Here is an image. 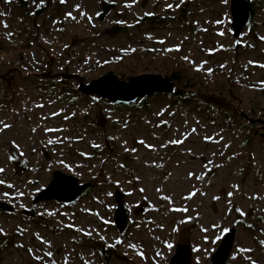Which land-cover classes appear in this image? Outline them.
Wrapping results in <instances>:
<instances>
[{"label": "rangeland", "instance_id": "rangeland-1", "mask_svg": "<svg viewBox=\"0 0 264 264\" xmlns=\"http://www.w3.org/2000/svg\"><path fill=\"white\" fill-rule=\"evenodd\" d=\"M231 1L0 0V85L3 75L23 85L48 73L73 86L29 85L12 102L0 89V201L14 207L0 210V264H170L179 243L191 245L192 264H212L231 227L227 264H264V142L195 100L208 94L243 112L242 123H264V0L239 38ZM175 70L184 75L175 86L190 82L183 103L163 94L119 108L74 90L107 73ZM55 170L90 183L88 193L35 204Z\"/></svg>", "mask_w": 264, "mask_h": 264}, {"label": "water", "instance_id": "water-1", "mask_svg": "<svg viewBox=\"0 0 264 264\" xmlns=\"http://www.w3.org/2000/svg\"><path fill=\"white\" fill-rule=\"evenodd\" d=\"M232 22L235 38H239L243 30L251 22V5L248 0L231 1ZM175 83L172 79L159 74L144 73L128 80L120 79L115 73H107L90 82L81 81L78 90L88 96L99 95L101 98L119 105H132L141 98L156 93H172ZM90 183H81L78 177L61 170L53 172V178L46 188L34 198V203L57 201L64 205L73 204L90 187ZM117 208L114 215L115 225L123 232L128 225L129 214L125 205L123 193H115ZM14 207L0 201V210L11 212ZM237 229L231 227L223 237L220 245L212 256V264H227L232 254ZM192 247L190 244L179 243L170 264H192Z\"/></svg>", "mask_w": 264, "mask_h": 264}, {"label": "trees", "instance_id": "trees-1", "mask_svg": "<svg viewBox=\"0 0 264 264\" xmlns=\"http://www.w3.org/2000/svg\"><path fill=\"white\" fill-rule=\"evenodd\" d=\"M248 1L250 2V5H251L252 18H254L255 17V12H254V7H253V2L255 0H248ZM104 5L107 6L108 4H104ZM122 29H124V28L122 26L120 27L118 25V26H115L112 31L113 32H119ZM64 76H66V74H63L62 77L59 76V77H61V79L59 80V82L55 83L54 81H55V78H57V77L56 76H52V77L50 76L49 77L48 73H47V74L44 75V79H47V80H42L40 83L39 82L38 83H35V82L33 83L32 81L28 80L26 84L24 82L23 85H19V83L15 80L14 75H10V76L9 75L8 76L7 75H3L1 77V79H3L6 83H3V84L0 85V89L3 90V94H2L1 97L4 98L5 101L12 102L15 99H17V97H19V96H25V94H23V93H25V91H26V89L28 88L29 85L33 86L32 89H36L37 87H38V90L55 89L54 91H56L58 94L59 93L60 94H64L66 92V88L67 87H73V86L68 84V80L65 79ZM167 77L171 78L175 82L176 81L177 82L184 81V75L180 71H177V70L171 72L170 74H167ZM185 83H186V86H183L182 88H179L178 86H176L172 93H156L153 96L166 94V95H169L170 97L174 98L176 101H180L181 103L186 102L187 99L189 100L190 96H188V93H191V90L187 89L188 88L187 85H190L189 80H187ZM5 88H8L10 90V92L7 93ZM18 90H20V91H18ZM74 90L76 91L78 89L74 87ZM77 95L79 97H82V98H88V100H97L98 102H102L103 101L101 99V97H98V96L94 97L93 96L92 98H90L88 95H85V94L81 93L80 91H78ZM147 98L148 97H144L142 99H143L144 102H146ZM212 98H213L212 96L207 94L205 97H203L201 99H195V98L194 99L200 101V104L202 105L203 109L206 108L211 114H216V116L219 119L225 120V117H227L226 120H228L231 124H236L238 122L239 125H241V127L246 130V132H244V133L246 134L245 137H246V139L248 140L249 143H253L254 141L264 142V123H263V121L260 123V122H258L257 119H254L253 117L252 118L249 117V120L251 121L250 126L248 124H245V122L242 123V120L240 118H243L244 116H240L239 113L243 115L244 114L243 112L236 113V112H233L231 110L226 111V109H228V108L224 109V107H218L214 103H212L213 101H215ZM136 104L127 105V106L126 105H118L117 104V107H119V108H122V107L136 108V106H137ZM105 115H106V113H105ZM105 115L102 112V115H99V121L96 120V122L98 121V123L102 122V124H105L107 119H109L108 116L107 115L105 116ZM85 117L87 118L88 114ZM246 125H247V127H246ZM256 138H258V140H256ZM87 193H88V191L85 192L82 196H80L79 199L84 197ZM13 212H14V210L12 212H7V213L11 214ZM37 219H43V218L41 217V215H38ZM3 245H5V244H3Z\"/></svg>", "mask_w": 264, "mask_h": 264}, {"label": "snow or ice", "instance_id": "snow-or-ice-1", "mask_svg": "<svg viewBox=\"0 0 264 264\" xmlns=\"http://www.w3.org/2000/svg\"><path fill=\"white\" fill-rule=\"evenodd\" d=\"M69 15H71V14H69ZM185 59H187V58H185ZM5 127H8V125H5ZM177 143H178V141H177ZM0 171H3V169H0Z\"/></svg>", "mask_w": 264, "mask_h": 264}]
</instances>
